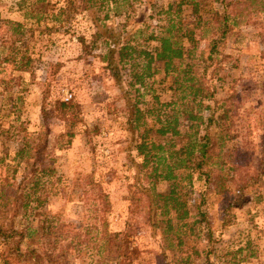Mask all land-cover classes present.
<instances>
[{"label": "rangeland", "instance_id": "rangeland-1", "mask_svg": "<svg viewBox=\"0 0 264 264\" xmlns=\"http://www.w3.org/2000/svg\"><path fill=\"white\" fill-rule=\"evenodd\" d=\"M177 2L119 0V12L111 4L110 18L105 23L142 41L148 35L147 26L158 32V26L165 23V11ZM210 8L221 9L220 0H211L205 9ZM0 11L3 19L25 23L27 33L22 47L28 48L22 67L13 69L14 86L10 90L0 86V170L2 160L12 167L21 162L16 158L19 149L31 142L42 144L38 137L49 143L36 166L45 165L42 160L48 156L55 159L52 166L57 174L48 178L43 192L48 202L41 210L55 214L51 224L60 235L41 239L43 246L33 244L40 260L46 262L49 256L65 259L67 264H120L124 248L118 250L115 246L109 251L102 243V221L106 219L112 231L130 234L129 248L138 249L132 264H164L160 255L162 235L152 233L146 201L133 187L136 169L131 159L141 162L142 156L136 150L129 151L131 133L127 130L125 100L102 61L107 42L96 40L92 11L68 8L63 0H0ZM105 11L100 12L101 16ZM181 18L184 23L194 21L191 6L183 7ZM2 35L0 29V44ZM210 37L201 41V47ZM155 45L157 42L148 46L152 49ZM224 50L218 56L217 74L212 75L217 67L213 65L207 80L216 90V99L227 98L232 106L229 116L238 136L224 150L230 166L216 171L217 179L225 178L228 194L224 196L213 185L207 197L212 252L195 255L190 264H264V172L258 184L246 189L242 204L229 205L231 196L238 194V180L263 169L264 15L254 12L244 21L241 18ZM156 67L162 69L163 63L157 62ZM123 75L126 87L131 80L130 69ZM172 81V76L165 83L148 79L147 87H141L140 106L152 107L156 97L162 102L171 101ZM67 92L72 94L69 100H65ZM132 92L136 94L134 88ZM57 100L75 102L77 117L72 118L71 111V118H64L57 109ZM205 103L215 105L214 100ZM25 166L22 161L18 167L19 181L32 167ZM203 188L204 182L195 176L187 191L194 198ZM157 189L167 191L169 182L161 181ZM103 193L108 198L107 206ZM41 218L19 215L16 226L37 228ZM204 229L207 233L208 228ZM34 238L37 236L27 237L23 249ZM6 248L0 236V254ZM3 258L0 264H6ZM25 261L35 264L31 258Z\"/></svg>", "mask_w": 264, "mask_h": 264}, {"label": "trees", "instance_id": "trees-1", "mask_svg": "<svg viewBox=\"0 0 264 264\" xmlns=\"http://www.w3.org/2000/svg\"><path fill=\"white\" fill-rule=\"evenodd\" d=\"M63 1L68 8L92 11L97 28L96 40L103 38L107 42L102 61L125 100L127 130L131 133L129 151L136 150L142 156L141 162L131 159L136 169L133 187L146 201L147 222L152 233L162 235L160 255L164 264H190L195 255H209L213 234L205 207L207 197L213 191V185L219 193L228 194L225 178L217 179L216 171H224L230 166L224 150L238 133L229 116L232 106L227 98L216 99V90L208 83L207 77L213 65L217 67L212 75L217 74L218 56L225 51L227 38L241 18L244 21L254 12L264 15V0H220L221 9H205L211 0H178L165 11V23L158 26L159 31L147 26L148 35L142 41L136 35L124 34L116 25L105 23L110 18L111 4L112 9L119 12V0ZM186 5L192 7V23H184L181 18ZM105 8L107 11L101 16L100 12ZM0 23L3 32L0 86L10 90L14 86L13 69H20L28 56V48L22 47L27 31L24 22L3 19L1 11ZM208 35L211 36L209 42L201 47V41ZM152 42L157 45L151 49L148 45ZM157 62L163 63L162 69L156 67ZM128 68L131 80L125 87L123 71ZM169 76L173 77V99L162 102L156 97L152 107L143 109L140 106L141 87H147V80L151 78L165 83ZM133 88L136 94H133ZM208 100H214L215 105L206 104ZM56 106L64 118H71L69 113L78 107L75 102L63 100H57ZM205 110L209 111L208 115L204 114ZM75 117L74 112L72 118ZM69 136L73 135L70 133ZM38 139L42 144L31 142L16 152V158L21 162L14 167L1 161L0 236L7 248L0 257H4L6 264H26L25 260L30 258L35 264H67L65 259L49 256L46 262H42L38 250L32 247L33 244L41 245L43 238L60 235L51 224L55 214L47 209L41 210L48 202L43 195L45 185L57 172L52 166L55 159L49 157V153L42 160L45 165L36 166L49 143L46 138ZM22 161L26 164L24 169L32 167L19 181L17 172ZM261 167L262 171L238 180V194L231 196L230 206L242 204L246 189L258 184L264 172V162ZM9 168L11 172H7ZM195 176L204 182V188L197 197L191 198L187 187ZM164 180L169 182V189L159 191L157 185ZM102 197L107 206V195L103 193ZM30 214L35 218L42 217L38 221L39 227L17 228L18 216L23 218ZM102 227L104 249L124 248L121 254L124 259L120 264H132L138 249L129 248L130 234L112 231L106 219H103ZM204 227L208 228L207 233ZM33 235L37 239H32L23 249L25 239Z\"/></svg>", "mask_w": 264, "mask_h": 264}, {"label": "built area", "instance_id": "built-area-1", "mask_svg": "<svg viewBox=\"0 0 264 264\" xmlns=\"http://www.w3.org/2000/svg\"><path fill=\"white\" fill-rule=\"evenodd\" d=\"M71 97H72V94L67 92L66 96H65V100H69V99H71Z\"/></svg>", "mask_w": 264, "mask_h": 264}]
</instances>
